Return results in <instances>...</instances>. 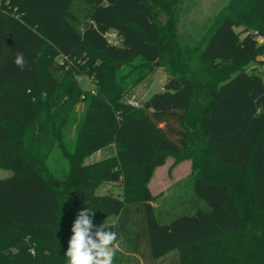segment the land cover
Masks as SVG:
<instances>
[{"label":"trees","instance_id":"1","mask_svg":"<svg viewBox=\"0 0 264 264\" xmlns=\"http://www.w3.org/2000/svg\"><path fill=\"white\" fill-rule=\"evenodd\" d=\"M184 1L0 3V169L12 173L0 180V264H67L71 228L85 207L97 227L115 219L102 226L119 236L113 264H264V78L244 70L264 66L256 59L264 53V0H230L186 51L183 64L195 60L196 77L174 56L165 59L156 17L157 7ZM110 31L120 45L108 42ZM17 52L28 61L24 71ZM55 57L68 69L59 79ZM159 62L168 73L162 90L130 106ZM79 76L95 89L83 90ZM54 148L60 163L52 168ZM108 148L113 156L86 163ZM170 157L199 165L188 211H179L183 201L165 211L149 190ZM121 177V195L99 193Z\"/></svg>","mask_w":264,"mask_h":264},{"label":"rangeland","instance_id":"2","mask_svg":"<svg viewBox=\"0 0 264 264\" xmlns=\"http://www.w3.org/2000/svg\"><path fill=\"white\" fill-rule=\"evenodd\" d=\"M3 0H0V3ZM230 3V0H185L183 3L175 8H156V17L161 23L165 32V46H167L165 59L168 60L175 57V63L177 66H182L183 70L198 76L200 71L195 62L191 60L187 64H183L184 61L189 60V56L186 51L192 49L195 45L199 44L207 31L212 27L216 17L226 8ZM245 26H240L237 31H242ZM255 32V31H254ZM116 34L114 31L109 32L110 37H114ZM116 37V36H115ZM109 38L107 37V40ZM111 39V38H110ZM109 39V40H110ZM108 40V41H109ZM258 42L262 46L264 45V38L258 37ZM116 45H120L121 41L118 38L114 39ZM90 58V54L85 52L81 54L80 58L73 62V67L77 70L79 66H83ZM257 61H264V53L258 56ZM125 69H131V67H124ZM52 73L56 79L62 77L64 73H67L68 69L64 68L61 58L55 57L52 62ZM247 73H256L264 78V66H260L258 63L253 62L244 68ZM151 74L146 77L133 91L136 102L140 105L144 103L146 98L160 92L166 83L168 78L167 68L160 62L150 68ZM80 86L83 90L91 91L95 89L91 78L86 76H79L77 78ZM164 82V83H163ZM129 97V98H130ZM200 99V98H199ZM84 105L79 102L76 106V114L78 119L81 118ZM67 144H71L74 140L75 128L69 129ZM112 148L104 149L100 155L94 154L91 158L86 160V163L97 162L108 157L113 156ZM52 161L48 164L53 168L60 163V151L57 148L53 149L51 155ZM199 165L195 166L194 158H184L177 160L170 157L165 166L156 170L152 181L149 184V190L153 196H159V203H164V210L179 208L180 201H183L184 205L179 211H188L189 199L192 194V181L197 177L199 172ZM135 176L132 178L133 186L129 189L130 192L136 193L138 180L136 181V170L132 171ZM201 173V172H199ZM12 176L10 171L0 169V180L7 179ZM124 178L121 177L119 182L106 184L103 186V194L111 193L114 196H119L122 193V184ZM156 205V204H155ZM115 219L110 218L102 222V226L110 223H114Z\"/></svg>","mask_w":264,"mask_h":264},{"label":"clouds","instance_id":"3","mask_svg":"<svg viewBox=\"0 0 264 264\" xmlns=\"http://www.w3.org/2000/svg\"><path fill=\"white\" fill-rule=\"evenodd\" d=\"M15 65L24 71L28 61L22 52H17ZM94 211L88 207L80 210L73 222L69 246L65 252L67 264H113L121 250L118 233L93 223ZM34 254V251H33Z\"/></svg>","mask_w":264,"mask_h":264},{"label":"built area","instance_id":"4","mask_svg":"<svg viewBox=\"0 0 264 264\" xmlns=\"http://www.w3.org/2000/svg\"><path fill=\"white\" fill-rule=\"evenodd\" d=\"M115 36H116V35H115ZM115 36H114V37H110V36H109V33L106 34V38H107V37H108L109 39L111 38L110 40L108 39V40H109L108 42H109L110 44H115V43H114V39L117 38V37H115ZM115 45H116V44H115ZM135 100H136V97L133 96V97L129 98L127 102H128V104H129L130 106H133V107H139V104H138ZM100 153H101V152H98L97 155H100Z\"/></svg>","mask_w":264,"mask_h":264},{"label":"crops","instance_id":"5","mask_svg":"<svg viewBox=\"0 0 264 264\" xmlns=\"http://www.w3.org/2000/svg\"><path fill=\"white\" fill-rule=\"evenodd\" d=\"M163 83H164V82H163ZM150 97H151V96H150ZM150 97H149V98H150ZM149 98H146V100L149 99ZM146 100H145V101H146ZM161 168H162V167H161ZM157 170H158V169H157ZM102 192H104V188H103V187H101L100 190H99V193H100V194H102ZM110 224H113V223H110Z\"/></svg>","mask_w":264,"mask_h":264},{"label":"water","instance_id":"6","mask_svg":"<svg viewBox=\"0 0 264 264\" xmlns=\"http://www.w3.org/2000/svg\"><path fill=\"white\" fill-rule=\"evenodd\" d=\"M158 64V63H157Z\"/></svg>","mask_w":264,"mask_h":264}]
</instances>
